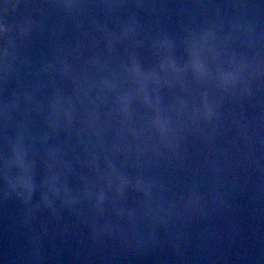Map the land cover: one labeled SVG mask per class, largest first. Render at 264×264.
<instances>
[{"label":"water","instance_id":"95a60500","mask_svg":"<svg viewBox=\"0 0 264 264\" xmlns=\"http://www.w3.org/2000/svg\"><path fill=\"white\" fill-rule=\"evenodd\" d=\"M0 264H264V0H0Z\"/></svg>","mask_w":264,"mask_h":264},{"label":"clouds","instance_id":"9594fccd","mask_svg":"<svg viewBox=\"0 0 264 264\" xmlns=\"http://www.w3.org/2000/svg\"><path fill=\"white\" fill-rule=\"evenodd\" d=\"M5 33H7V29H4Z\"/></svg>","mask_w":264,"mask_h":264}]
</instances>
